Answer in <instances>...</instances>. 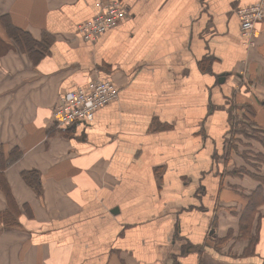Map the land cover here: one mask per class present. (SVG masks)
Segmentation results:
<instances>
[{"label":"crops","instance_id":"obj_1","mask_svg":"<svg viewBox=\"0 0 264 264\" xmlns=\"http://www.w3.org/2000/svg\"><path fill=\"white\" fill-rule=\"evenodd\" d=\"M99 1L0 0V153L44 136L0 155V264H263L264 162L238 151L264 155V21L247 47L234 13L260 0H120L127 20L90 45ZM99 78L118 99L47 138Z\"/></svg>","mask_w":264,"mask_h":264},{"label":"built area","instance_id":"obj_2","mask_svg":"<svg viewBox=\"0 0 264 264\" xmlns=\"http://www.w3.org/2000/svg\"><path fill=\"white\" fill-rule=\"evenodd\" d=\"M97 12L77 26L82 40L94 45L101 36L115 30L128 18L125 5L120 0L99 1ZM240 22V36L247 47L255 44L256 27L264 21V0L234 11ZM119 88L107 78L93 79L85 85L62 96L53 109V120L62 129H72L91 124L98 112L115 102Z\"/></svg>","mask_w":264,"mask_h":264},{"label":"rangeland","instance_id":"obj_3","mask_svg":"<svg viewBox=\"0 0 264 264\" xmlns=\"http://www.w3.org/2000/svg\"><path fill=\"white\" fill-rule=\"evenodd\" d=\"M23 38H22V40H23V43H22V45H23V48H30L31 47V45L32 46H35V44L33 43V44H31L30 45V40H29V38L27 37V36H25V35H23L22 36ZM29 45H30V47H29ZM41 48V47H40ZM28 58V57H27ZM53 120V119H52ZM37 122H41V120H38ZM51 123V124H50ZM50 123H48L49 124V126H47L46 127V129H47V138H52V137H54L55 135L54 134H59V136H61V138L62 137H65V136H62V131H65V130H68V129H62V128H59L58 127V125L55 123V121L53 120V121H51ZM243 124V123H242ZM241 125V123H238V124H236L235 123V130H241L243 133H245V135H244V137H246L248 134H250V133H253V129H252V126H251V124H243V127H241L240 126ZM43 129V128H42ZM49 129V130H48ZM258 135V137H260L261 138V141H263L264 142V134L263 135H259V134H257ZM43 136V135H42ZM41 136V137H42ZM251 136H252V134H251ZM250 136V137H251ZM25 138H29V135H27V134H23V136H22V139H25ZM246 138H248V137H246ZM29 140V139H28ZM43 140H44V136H43V139L42 138H40L39 139V141L37 142V145H39L40 147H39V150H37L36 149V147L35 146H33L34 147V149L33 150H30V151H28V152H25V151H22V150H13V151H5V152H2V153H0V155H1V160H2V165H5L6 167L7 166H9V165H11V163H14L17 159H21L22 158V156L24 155V154H32V155H35V154H37V153H39V154H42V153H44V150H43V148H42V144H43ZM48 142V141H47ZM36 145V146H37ZM235 155H237V150H235ZM238 156H242V157H246V155H250L251 156V158L252 159H256V160H258V161H263L264 162V155H261V153H258V152H255V151H253V150H251V151H249V152H245L244 150L243 151H238ZM58 154L59 153H57V156H58ZM84 155H86V154H84ZM59 157H61V156H59ZM80 157H82V156H80ZM221 157V156H220ZM2 167V166H1ZM25 174H28V177H29V179H28V181H31V182H33V181H37L38 180V178L40 179V180H38V181H41V183H42V180H43V178H42V176H41V173L39 172V171H36V170H31V171H24L23 173H22V177H24V175ZM24 179V178H23ZM27 183V182H26ZM41 188H42V184H41ZM257 207V205L255 206V208ZM254 207H253V209H255ZM257 210H258V208H256V212H257ZM245 222H246V224H248V223H250V221H251V219H252V216H253V214H251V213H249L248 211H245ZM257 217V216H256ZM262 217H264V216H262ZM263 220H264V218H263ZM264 264V263H263Z\"/></svg>","mask_w":264,"mask_h":264},{"label":"trees","instance_id":"obj_4","mask_svg":"<svg viewBox=\"0 0 264 264\" xmlns=\"http://www.w3.org/2000/svg\"><path fill=\"white\" fill-rule=\"evenodd\" d=\"M23 178L27 182V184L29 186H31L39 195L41 194L42 188H41V181H38V180H40L39 178L36 182L35 181H33V182L28 181V179H29L28 174H25Z\"/></svg>","mask_w":264,"mask_h":264}]
</instances>
